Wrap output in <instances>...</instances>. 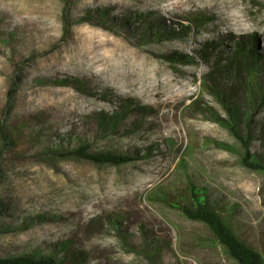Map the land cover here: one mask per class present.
<instances>
[{"label":"rangeland","instance_id":"rangeland-1","mask_svg":"<svg viewBox=\"0 0 264 264\" xmlns=\"http://www.w3.org/2000/svg\"><path fill=\"white\" fill-rule=\"evenodd\" d=\"M263 95L264 0H0V259L237 264L157 201L189 181L264 255V174L227 127L264 159Z\"/></svg>","mask_w":264,"mask_h":264},{"label":"trees","instance_id":"trees-1","mask_svg":"<svg viewBox=\"0 0 264 264\" xmlns=\"http://www.w3.org/2000/svg\"><path fill=\"white\" fill-rule=\"evenodd\" d=\"M235 55L236 57L249 55L252 62L258 61L260 58V54L255 49L251 51L237 49ZM12 93L15 92L11 90L8 93V96L11 97ZM263 102L264 95L261 97L259 106H261ZM148 104L152 105V103ZM227 113L230 118L227 127L242 146L240 152H238L241 156V163L252 171L264 174V159L251 153V135L247 134L243 137L237 130L234 118L235 110L227 108ZM74 153L82 159L101 164L121 165L129 161V159L121 156L87 154L84 147L78 148ZM261 192L264 193V186ZM155 197L157 201L165 203L170 208L180 212L185 219L204 224L211 231L216 243L223 248L226 256L237 264H264V255L244 243L236 234L235 228L232 224L235 208L224 206L220 202L213 200L205 187L197 186L193 181H189L187 189L180 190L179 194L170 196L171 200L169 199L167 192L164 191L158 193ZM153 201L155 200L153 199ZM0 264H55V262L52 259L43 257L32 258L23 256L10 259H0Z\"/></svg>","mask_w":264,"mask_h":264}]
</instances>
